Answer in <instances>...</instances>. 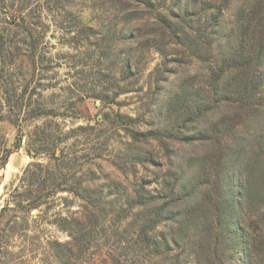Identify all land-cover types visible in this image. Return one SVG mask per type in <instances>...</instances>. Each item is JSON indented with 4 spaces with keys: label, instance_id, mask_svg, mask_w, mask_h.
<instances>
[{
    "label": "rangeland",
    "instance_id": "374dc122",
    "mask_svg": "<svg viewBox=\"0 0 264 264\" xmlns=\"http://www.w3.org/2000/svg\"><path fill=\"white\" fill-rule=\"evenodd\" d=\"M36 1L38 18L0 26L9 32V54L0 57V210L10 207L0 220V264H63L51 243L69 237L53 224L55 217L81 211L85 203L64 192L26 212L27 202L19 206L12 196L30 164H46L60 151L68 154V185L87 186L107 207V222L76 244L69 264H113L116 258L120 264H195L187 239L195 233L198 241L210 228L212 207L185 199L165 208L176 211L179 224L164 220L153 233L157 242L168 240L163 260L136 242V232L144 214L153 219L167 204L175 178L202 184L196 193L203 198L224 169L232 186L228 172L241 173L246 200L236 205L233 222H250L254 240L252 256L231 239L222 242L219 263L264 264V215L255 218L264 214V0H148L153 9L145 0ZM84 27L94 33L86 36ZM258 52L261 61L251 65L256 94L243 102L251 105L226 104L195 118L199 108L236 89L241 75L234 65ZM131 131H166L174 139L133 141ZM205 131L227 137L202 143L197 138ZM224 155L221 167L215 160ZM141 188L161 197L137 208L132 201ZM190 205L204 221L187 216Z\"/></svg>",
    "mask_w": 264,
    "mask_h": 264
},
{
    "label": "trees",
    "instance_id": "16d2710c",
    "mask_svg": "<svg viewBox=\"0 0 264 264\" xmlns=\"http://www.w3.org/2000/svg\"><path fill=\"white\" fill-rule=\"evenodd\" d=\"M144 6L146 9H153V5L148 0H145ZM37 7L38 3L36 0H0V26L7 24L16 28L20 24H27L29 19L39 17V15L35 14ZM30 25L32 24L30 23ZM83 32L86 34V36H88L89 34H93L94 30L91 27H84ZM8 33L9 32L6 33L4 30L0 31V57L8 56L9 54L5 43L7 37L9 36ZM36 48L37 47L34 43L29 46L28 52L30 56L34 54ZM260 52H258L254 58L248 57V61L246 63H242V58L239 64L234 65V71L237 70L241 77L238 76L239 82H237L236 89L233 92H227L225 95H221L219 98L213 101L212 105H209L208 107L204 106L199 108V110L193 114L194 117H210L213 110L220 109L226 104H230V106H232L235 104V102L239 103L235 104L239 107L250 106V103L243 102L246 99L255 97V87H253L255 76L254 70L251 69V65L253 61H261L263 55H260ZM33 58L34 55L32 59ZM244 68H248L247 72L245 73L243 72ZM8 120L13 125L18 126L17 121L11 119ZM130 136L133 141L153 140L160 143L166 142V140H169V138L174 139V137H170L169 133L166 131H151L147 133L131 131ZM225 137H227V135L211 137L205 131L203 134L199 135L197 140L201 141L202 143H207L213 140L221 141ZM6 154L10 153L6 152ZM225 157L226 156L224 155L215 161L220 163L222 167V165H225ZM6 158L7 155H5L1 162L2 167H4L6 164ZM67 158L68 154L60 151L59 156H55L54 153L50 155L46 164H30L23 172L19 186H17L12 193L16 204H19V206H23V203L27 202L26 206L23 207L26 212L39 210L42 205H47L50 202L48 198L58 193L64 192L72 194L74 197L85 203V205L81 208V211L79 210L78 212L70 215H63L61 212H58L57 216L55 217L53 224L58 230L62 231L69 237V240L63 244L59 242L51 243V250L54 252V256L59 261H63V264L70 263L71 254L73 253L76 244L77 246H80V244L82 245L83 242L89 241L87 239L90 237L92 232L95 231L97 225L101 226L102 228L104 223L107 222V207L101 198L92 199L93 194L87 186L82 187L81 184H78L75 187L68 185L64 173V164L67 161ZM174 170L177 171L176 174H178L181 169ZM225 170L227 169H224L223 171L221 170L220 174H217L216 187L211 189L209 194H204L203 198L197 196V193L202 190V184H180V179L175 178L173 183L169 186V192L166 197V199H168V202H166L167 204L158 208V211L154 214L153 219L148 220L147 215H143V225L136 232V242L143 244L145 249L150 250L151 255L156 261L157 259L163 260L165 251L162 247L164 245H168V240L166 238H162L157 242L153 237V233L156 230V227L164 220L170 222L173 225L179 224V216L176 211H165V208L174 204H179L185 199H194L196 201L199 200V204L204 205V207L209 206L213 209V216L210 219V228L207 227L206 231L201 234L198 241H195V238L197 237L195 233H193V235L189 236L187 239V242L192 245L194 250L195 264H216V262L220 264L219 261L223 262L225 253L220 248V245L222 242H227L229 239L235 242V245L238 247V249H241L249 256H252L251 253L254 239L252 238V232L249 231L250 222L249 224H246V221L243 217L237 218H239L241 222L244 220L246 227L238 225L240 221L233 222L236 205L242 206L246 200V186L242 180L241 173L238 171L230 173L228 172V180L235 181V185L232 186L229 184L225 179ZM166 184H168L167 181ZM203 186L205 188L203 191L205 192L206 188L210 186V179H208V181L205 182ZM161 190H164V188ZM160 197V193H157L156 197L152 194L145 195L144 188H141L137 199H133L132 202L137 206V208L145 209L147 206L152 204L151 202H154L151 200L152 198L158 200ZM88 198H90L89 201L87 200ZM9 208L10 207L1 208L0 220L4 217L5 212L9 210ZM170 209L173 210L174 208ZM168 213L169 215L166 216ZM263 215V213H258L255 218H261ZM187 216L192 220L199 222L201 220L204 221L203 215L199 214L197 209L193 208L192 206L187 212ZM257 222L258 221L251 224L255 226ZM261 224L264 225L263 222H261ZM232 232H235L240 237L234 240L235 237L233 236L234 234H232ZM77 259H79V257H77ZM113 260L115 262L113 264H120L117 258ZM136 264L140 263L136 262Z\"/></svg>",
    "mask_w": 264,
    "mask_h": 264
}]
</instances>
